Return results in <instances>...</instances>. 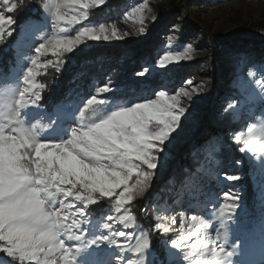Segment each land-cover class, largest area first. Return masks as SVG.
<instances>
[{
    "label": "snow or ice",
    "instance_id": "1",
    "mask_svg": "<svg viewBox=\"0 0 264 264\" xmlns=\"http://www.w3.org/2000/svg\"><path fill=\"white\" fill-rule=\"evenodd\" d=\"M3 2L7 5L9 0ZM105 3L106 0H51V3H45L43 9L49 14L53 34L41 33L37 36L40 42L32 47L37 55L24 57L30 61V66L23 68L15 85L9 82L11 72L0 75V84L3 85L0 86V242H3L0 243V253L9 259L10 264L15 261L19 264H74V252L79 248L66 246L65 240L75 244L83 241L89 224L86 212L89 205L101 198L115 196V208L119 211L136 196L142 195L165 166L169 146L181 135L185 123L195 120L190 109L180 106V97H187L192 102L197 89L189 92L182 88L171 96L165 91H156L155 99L131 103L130 106H125L127 102L109 105L107 100L96 96L87 99L78 111L57 103L43 113L47 123H30L27 110L39 111L42 100L41 93L34 89L44 87L34 83L36 69L47 67V64H39V56L51 52L59 63H63L61 57L65 53H73L85 41L123 38L114 25L105 23L80 26L74 36L56 33L58 28L65 33L67 26L80 25L88 18L89 9L99 8ZM24 6L22 0L20 7ZM16 9L17 5L13 4L8 12ZM65 9L74 10V14L69 15ZM138 12L139 9H133L126 16L131 17ZM143 19V16L139 17L141 24ZM14 23L11 16L0 15V41L4 40L6 31L9 37L12 36L11 26ZM61 24L65 27H60ZM6 25L9 26L7 30ZM139 31L144 33V27ZM191 52L192 46L189 45L183 54H165L159 59L158 67L191 60ZM148 72L149 69L145 68L138 75L144 76ZM97 91L107 93L110 89L105 86ZM237 103H231L227 111L233 110ZM101 107L111 110L97 119V109ZM3 116H8L7 127ZM216 119L222 120L223 114L218 113ZM61 126L66 127L67 132L59 139L50 136L41 138L45 132ZM237 139H242L244 145L238 148L240 153L255 152L257 135L253 128H248L246 137ZM259 139L264 141V131ZM225 178L228 181L240 179L239 175L227 174ZM117 189L121 190L117 193ZM56 193L64 198L72 197L79 203L60 199ZM223 195L231 203L220 206V228L238 207L239 199L235 192ZM57 204L59 207H56ZM112 219L108 217V220ZM132 220V216L120 217L125 227L130 226ZM209 224V220L193 215L190 220L182 219L180 228L191 229L188 232L191 236L201 228L207 230ZM101 228L106 230L104 234L87 241L89 245L97 241L108 243L122 254L132 253L135 257L124 260L122 255L117 256V264H145L142 253L151 246L148 232H142L132 245L121 242L127 241L131 233L115 231L108 222L103 223ZM155 228L163 234L170 231L159 223ZM220 240L221 233L217 230L214 238L208 236L201 241L208 249L205 255L210 257L203 264H224L231 255ZM169 246L181 253L183 262L189 260L187 252L176 239H171ZM93 264H101V259L96 257Z\"/></svg>",
    "mask_w": 264,
    "mask_h": 264
},
{
    "label": "trees",
    "instance_id": "2",
    "mask_svg": "<svg viewBox=\"0 0 264 264\" xmlns=\"http://www.w3.org/2000/svg\"><path fill=\"white\" fill-rule=\"evenodd\" d=\"M127 1H109L106 13L122 12L120 7L126 5ZM23 2L24 7L8 12V5L0 0V12L8 14L15 20L12 36H7L0 42V75L11 72L10 83L21 73L18 64L21 62L19 57L22 48L17 42L21 27L30 18H41V11L34 6V2L31 3L32 0ZM164 20L169 21L163 23ZM172 20V17L150 18L145 25L144 33L137 37L95 41L89 49L61 57L63 63L56 60L52 61V64H47L44 72L42 70L37 72L34 82L36 85L44 86L36 88L40 90L42 96L39 110L42 109L43 113L45 110H51L52 105L57 103L78 111L77 101L82 102L84 97L95 92L104 82L122 92L112 96V101L124 98L136 100L140 96L150 99L155 86L172 91L187 75L197 84V92L193 94V100L190 102L194 122H186L181 135L169 146L165 166L155 175L150 187L142 195L127 203L133 216L134 228L141 233L148 232L151 236V246L142 253V256L151 254L152 264H157V261L164 264L166 260L162 236L152 228L156 223L157 207L168 208L174 203L183 192L185 179L193 176L198 181L202 177L200 169L204 164H213L216 161L231 172V168L236 167L239 161L242 164L240 172L243 181L248 183L244 190L247 204L244 213L249 215L252 222L256 218L252 216L253 207L259 202L254 193L253 182L249 178L252 171L251 160L238 151V148L243 146L232 141L231 133L238 129L244 117L251 122L250 127L257 136L264 131V40L256 39L254 35L240 33L225 37L209 35L198 28L191 18H187L185 33L180 34L178 43L182 45L187 38H197L193 45L201 47L205 54L159 68L158 61L164 49L161 35ZM143 65L149 69L147 76L136 75L134 72ZM244 75L248 76L251 82L257 80L255 92L244 91L238 82L233 87L230 85L233 80L243 78ZM228 98L238 102L231 111H227L228 108L225 109L223 106V102ZM71 100L72 105H67ZM100 109L105 108L97 109L96 116ZM35 112L36 110H27V115L32 116ZM218 113L223 114L222 120L216 119ZM262 154V157L259 153L254 155L255 158L258 155L259 166H264V151ZM257 166L255 165V170L258 169ZM182 183V187H179ZM213 190L212 196L216 194V189ZM187 198L183 196L184 207H194L195 203ZM111 203L108 199L101 198L97 203L89 205L86 210L90 222L84 238L97 235V230L93 226L94 221L110 213ZM129 244L134 245L135 238H132ZM92 246L90 250L98 249L95 245ZM261 249L263 250L262 247ZM105 251L102 253L103 256L111 259L112 251ZM97 252L98 250L92 254L90 251L91 262L97 257ZM118 255H122L124 260L129 257L135 259L132 253ZM78 260H81V257ZM0 262L10 264L3 253H0ZM13 264L19 262L15 261Z\"/></svg>",
    "mask_w": 264,
    "mask_h": 264
},
{
    "label": "rangeland",
    "instance_id": "3",
    "mask_svg": "<svg viewBox=\"0 0 264 264\" xmlns=\"http://www.w3.org/2000/svg\"><path fill=\"white\" fill-rule=\"evenodd\" d=\"M26 1V0H25ZM112 2L113 0H106V3L103 4L99 8H93L88 10V18L84 21H81L80 25H72L67 26V31L65 33H61L59 28L56 30L58 35H71L74 36L75 32L78 31L80 26H98L100 23H105L106 25H114L118 31V33L123 38L128 37H137L141 32L139 31L141 27H144L147 24L148 20L153 17L155 19L160 18H169L172 17L173 20L168 23L166 26V30L162 32L161 38L164 41V49L161 55V58L165 54H183L185 49L188 48L189 45L192 46V58L195 56H201L205 54V51L197 46L193 45L196 43L197 38H187L185 42L180 45L178 43L180 34L185 33V22L187 18H191L194 24L203 29L209 35H217L220 37H225L233 34H248L254 35L256 39L264 40V0H128L126 5L120 7L122 12H114L111 14L110 11L106 13L108 9V2ZM22 0H9L7 4L8 7H11L13 4L17 5V9H20ZM34 2V6L39 8L41 11L40 19L30 18L27 23H25L20 30V33L17 38L18 46L22 48L21 55L19 59L21 60L20 64H18V68L20 65V71L24 67L30 66V61L25 60V56H36L34 47L40 41L37 39V36L41 33L47 35H52L53 30L51 28V24L49 23L50 17L45 9H43V5L45 3H51V0H32L31 3ZM146 5V7H142ZM133 9H139L138 13H134L131 17L126 16V13L131 12ZM1 10V6H0ZM68 11L69 15L74 14V10L65 9ZM0 15H4L5 17H9L8 14H4L0 12ZM143 16V24L140 23L139 17ZM169 20H164L163 23L168 22ZM6 30L9 26H5ZM12 27V26H11ZM60 27H65V25L61 24ZM14 28L12 29V31ZM7 31L5 32V37H7ZM2 42V41H0ZM95 41H85L83 44L79 45L75 51L89 49ZM70 53H65L64 55H68ZM46 57V58H44ZM57 57L52 55L51 52L46 55L39 56L38 62L40 65L48 64V61L56 62ZM58 61V60H57ZM185 61V60H184ZM59 62V61H58ZM183 62V61H179ZM178 62H172L167 65H172ZM146 65L139 67L136 72V75L143 71ZM45 71V67H40L36 69V72ZM44 70V71H43ZM17 75V78H13L11 84L15 85L16 81L19 80L21 75ZM147 76V73L144 75ZM189 81L191 83H189ZM35 82V81H34ZM238 82V85L247 92H255L257 89V80L251 82L248 76H243V78L233 80L230 85L233 87ZM101 87H109L110 91L107 93H101L97 90L95 92L90 93L82 102H78L77 106L82 107L84 103H86L87 99L92 96H96L98 99H105L108 101L109 105L120 104L127 102L125 106H130L131 103L135 102H143L148 99L147 97H137L139 99H131L127 98L121 100L112 101V96H115L116 93H120L121 91L116 90L115 88H111L108 83H101ZM3 86V85H0ZM23 87V85H21ZM98 88V89H99ZM185 89L186 91L191 92L193 88L197 89V84L189 77V75L184 76V78L178 82L172 91H168L160 86H155L152 89L153 96L150 99H155L156 91H165L167 95H175L180 89ZM39 91V89H34ZM122 93V92H121ZM120 97L122 95H119ZM128 100V101H127ZM182 107L186 109H190L192 112V105L188 101L187 97H180ZM235 101L232 98L226 99L223 102V106L225 109L231 103ZM73 101L67 105H72ZM111 108L100 109V112L95 118H99L102 115H107L108 111ZM30 119V123H47L44 119L42 109L33 113L32 116L28 115ZM5 122L6 127L9 126L7 123L8 116L2 117ZM75 123V121H72ZM251 122L247 121V118L244 117L238 129L231 133V139L233 142H238V144H242V139H237V137H246L248 135V128L250 127ZM30 126V124L28 125ZM72 126H77L73 124ZM67 132V128L61 126L53 131H48L41 136V138L52 137L54 139H59L64 136ZM260 136V135H259ZM257 136V144L255 152L252 153H243L247 159L251 160V168L252 171L249 173V178L253 182L254 193L256 195L257 200L259 201L253 207L252 216L255 218V221H251L249 215L244 213L246 209L245 195L244 190L245 187H248V183L243 181L242 173L240 172V168L242 166L239 163L236 167H232V171L229 172L225 168H223L218 162H213V164H204L201 167L202 177L199 178L198 181L195 180V177H191L190 179H185L184 187H182L183 183L179 186L182 187V194H179L178 198L174 201V203L170 204L168 208L165 207H157L156 214V223L153 225V230L158 233V235L162 236V246L165 249V262L164 264H203V262L207 259H210L209 256L205 255V252L208 251L205 248L201 241L206 237L211 236L215 237L217 230L221 233L220 244L223 248L231 253L230 256L224 261V264H264V166L260 165L257 161L258 155L256 158L255 154H260L262 157V145H264V141H261ZM262 151V152H260ZM255 165H258V169L255 170ZM225 174L227 175H239L240 179L236 181H228L225 178ZM216 189V194L212 196L211 192ZM121 189H117V193ZM235 192L239 195V199L237 201L238 207L234 211V213L230 214V217L224 221L223 228H220L219 223V211L220 206L225 203H231V200H226L224 198V193ZM57 196H60L59 193H56ZM183 196H187L188 200H192L195 205L184 207ZM60 199H66L71 203H79L78 201H74L72 197L64 198L60 196ZM108 201L112 202V209L110 213L103 215L100 220L94 221L93 226L96 228L97 235L95 237L83 238V241L75 244L73 241L65 240L66 246H74L78 247L79 251L74 252L75 261L74 264H93L91 262V257L89 256L90 251L92 254L96 250L97 257L101 258V264H117L116 257L120 250L115 246H110L108 243H101L97 241L95 244L89 245L87 241L95 239L99 235L104 234V229L101 228V225L105 222H108L112 225V229L115 231H125L131 233V237L127 241H121L122 243L129 244V241L132 238L136 239L140 236L141 231L134 228L133 220L130 222V226L125 227L123 223L120 222L121 216H132L130 213V209L127 207V204L121 208L119 211H116L115 208V196L106 197ZM129 203V202H128ZM59 207V204L56 205ZM127 209V212L125 211ZM87 212V210H86ZM89 217V214L87 212ZM193 215L201 216V218L209 220V228L204 230L203 228L197 230L194 235L189 236L188 232L192 231L189 228L181 229L180 221L190 220ZM111 216L113 219L108 220V217ZM87 219L89 220V218ZM133 217V216H132ZM251 217V219L253 218ZM79 219V217H78ZM71 223V221H68ZM90 222V221H89ZM163 224L167 226L170 231L167 234L159 233L155 225ZM88 229V228H87ZM121 238H118V240ZM171 239H176L178 243L181 244V247L187 252L189 256V260L187 262H183L181 260V253L176 249L171 248L169 246V242ZM73 243V244H72ZM95 245L98 249L90 250L91 246ZM219 246V242L217 243V247ZM94 247V246H92ZM263 248V250L260 248ZM89 250V251H88ZM111 252L112 258H106L102 253ZM114 251V252H113ZM199 253V254H197ZM263 256V257H262ZM81 257V260L78 258ZM145 259V264L151 263V254L143 255ZM157 264H163L161 261H157Z\"/></svg>",
    "mask_w": 264,
    "mask_h": 264
},
{
    "label": "clouds",
    "instance_id": "4",
    "mask_svg": "<svg viewBox=\"0 0 264 264\" xmlns=\"http://www.w3.org/2000/svg\"><path fill=\"white\" fill-rule=\"evenodd\" d=\"M25 215L27 216L28 214L26 213Z\"/></svg>",
    "mask_w": 264,
    "mask_h": 264
}]
</instances>
